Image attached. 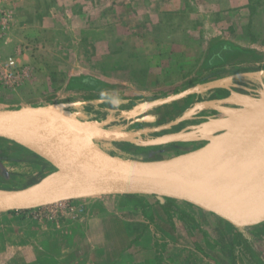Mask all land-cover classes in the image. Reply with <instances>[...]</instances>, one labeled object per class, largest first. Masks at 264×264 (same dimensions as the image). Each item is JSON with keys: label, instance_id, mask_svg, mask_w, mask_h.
I'll return each instance as SVG.
<instances>
[{"label": "rangeland", "instance_id": "rangeland-1", "mask_svg": "<svg viewBox=\"0 0 264 264\" xmlns=\"http://www.w3.org/2000/svg\"><path fill=\"white\" fill-rule=\"evenodd\" d=\"M223 43L231 49L218 47ZM217 48L218 56L207 62ZM214 84L212 90L144 108ZM263 89L264 0H0V111L56 107L88 132L91 142L130 163L151 162L167 172L195 164L210 143H182L178 133L184 125L176 123L182 113L194 102L232 92L258 98ZM75 102L83 107L81 116L68 105ZM245 123L248 127L243 121L239 129L244 124L249 135L241 128L235 133L244 132L238 138L243 142L234 139L250 146L264 121ZM103 129L127 135L103 136ZM5 141L0 194L39 182L32 164L40 157ZM45 165L43 173L57 169ZM156 199L108 195L0 212V264H112L117 258L132 264H231L233 258L236 264H264V222L236 228L176 200L184 217L178 211L165 219ZM6 221L18 231H11L13 241L2 236ZM96 234L103 250L97 249ZM238 235L244 249L232 250Z\"/></svg>", "mask_w": 264, "mask_h": 264}, {"label": "water", "instance_id": "water-1", "mask_svg": "<svg viewBox=\"0 0 264 264\" xmlns=\"http://www.w3.org/2000/svg\"><path fill=\"white\" fill-rule=\"evenodd\" d=\"M216 87V84L206 88L193 87L148 103L144 108L165 105ZM52 111L53 107L0 111V138L15 142L56 168L66 170L76 178L79 193L63 195L51 191L36 194L43 187L37 184L18 192L1 194L0 212L75 198L150 195L159 200L172 199L188 203L217 215L236 228L264 222V199L244 208L221 203L174 175L167 174L163 165L153 167L111 156L89 139L42 119Z\"/></svg>", "mask_w": 264, "mask_h": 264}, {"label": "bare ground", "instance_id": "bare-ground-1", "mask_svg": "<svg viewBox=\"0 0 264 264\" xmlns=\"http://www.w3.org/2000/svg\"><path fill=\"white\" fill-rule=\"evenodd\" d=\"M246 105V114H243L238 119L236 118V120L233 118V123L229 124L228 121L230 119H227L228 121L224 124L221 119L215 126H212L210 130H225L226 133L221 135H224V138H217L218 135L217 137L207 135V138L211 140L209 144L210 150L206 152L203 158H198L195 164L186 163L185 166L178 165L175 171H166V173L171 176L174 175L176 178L183 180L190 186L224 204L244 208L262 201L264 199V140L260 136L264 138V128L263 131H254L257 139H255L256 135L252 133L253 131L251 132L253 137H250L248 140L255 139L257 142L250 146H247L249 144L245 143L247 142L245 139L244 144L242 143L241 139L244 137V132L242 134L240 132L241 139H238L240 134L237 132L238 136H236L235 132L241 131L240 129L244 124V127H248L245 121L247 123L264 121V99L253 103V105L247 102ZM42 119L65 128L77 136L89 139L88 132L80 130L75 124V120L67 118L56 107H53L52 113L44 115ZM243 121L244 124L239 129ZM242 129L247 132H245L246 134L250 132L245 128ZM196 133L199 137L200 135L206 137L202 129H199ZM234 138L241 140L242 144ZM230 139H234L235 141H231ZM260 139L263 141H258ZM234 142L238 144L236 145ZM58 169L62 171L52 174L45 181L39 193L45 194L52 191L63 195H77L79 189L76 178L63 168L58 167ZM198 177L201 178V182L197 184L193 180Z\"/></svg>", "mask_w": 264, "mask_h": 264}, {"label": "crops", "instance_id": "crops-1", "mask_svg": "<svg viewBox=\"0 0 264 264\" xmlns=\"http://www.w3.org/2000/svg\"><path fill=\"white\" fill-rule=\"evenodd\" d=\"M235 96H237V97H235ZM263 96H264V89L261 90L260 95H259L258 98H252V97H249V96H244V95L232 92L231 94H229L228 96H225L222 99L194 102L193 104H191L192 106H190L186 111H184L182 113V115L179 117V119L176 121L177 125L178 124L184 125L183 128H182V131L180 133H178L179 134V138H181L182 143L183 142H195V141H200L201 140V141H205V145L208 146V144L210 143L209 142L210 140L207 138L208 137L207 135H209V136H213L214 135V136L217 137V135L220 136L221 134L224 133L223 130H216V131L210 130L212 128V126H215L216 123H218L221 119H222V122H224V124L229 119L231 121L229 120L228 123L229 124L231 122L233 123L234 119L236 120V118L238 119L243 114L244 115L246 114L245 112L247 110L246 109L247 108V105H246L247 102L248 103H252L251 101H258V102L262 101L264 99ZM215 101H219V102H217L218 104L215 103ZM68 105L74 106L73 109L78 112V116L82 115L81 109H83V107H81V103H76L75 102V103H70ZM241 111H243V112H241ZM236 114L238 115V117H237ZM189 116H191V119H192L191 123H189L187 121V118ZM224 116L225 117L227 116V117L225 118ZM195 120H197V121H195ZM199 129L203 130V132L206 135V137L205 136H201V135L199 137L197 135V137L191 138V135L196 133L197 131H199ZM116 133L117 134L118 133L119 134H126V133H123V131L117 130V129H113V130H108V129L105 130V129H103L102 132H101V134L103 136H109V137L111 136V134H116ZM112 138L115 139L114 137H112ZM1 144H3V145H1ZM5 144H7L5 139L0 138V148L1 149H3L2 147H5ZM34 160L37 161V159H34ZM40 161L34 162V164H32L33 167H34L33 170L36 172V174L33 177L38 179V181H39V182H37L34 185H37V184L44 185V181L47 179L48 176L54 174L56 171H59V169L57 167L56 170H52V171H50L48 173H43V171H45V168H48L45 165V163L47 165H49V166L52 163H50L49 161H47L45 159H42V158H40ZM42 162H44V163H42ZM145 164H148V163L146 162ZM165 201H166V199H164V200L156 199V204L158 205L157 207H159L162 210V213H160L161 216H163L165 219H168L169 218V214L172 213V212H175V211H167V210H165L163 208V205L165 204ZM174 205L177 207V209H179V213L181 212L180 216L184 217V213H183L184 211H182V209L177 205V203L175 201H174ZM139 207H142V204H140ZM153 212H154V217L157 220L161 221L162 217L160 215L156 214L157 213V208L153 207ZM96 218L98 219L100 217H96ZM0 222H1V220H0ZM5 225H6V227H5V229L3 228L2 236H3V238H5L6 241H13L14 234L11 231L17 232V233H18V231H17V229H16V231H14L13 230V228H14L13 226H8V225H11V223H9L8 221L5 222ZM101 228H103V225H101ZM8 230H10V232ZM144 230H145L144 233L150 234L149 231H151L152 229L150 228V226L147 227V225H145ZM98 232L103 233V231H101L100 228H97L96 233L98 234ZM86 233H87V231H86ZM97 234H96L97 249L103 250V249H101V248H103V245H104L103 244V240L98 241ZM127 234H129V235L131 234V228L129 226H128V229H127ZM232 241H233V239H232ZM5 244H6V242H5ZM193 252H194V254H198L197 250L196 251L193 250ZM191 254H193V253H191ZM115 260L116 259H114L112 261V264H125V263L126 264H132L131 260H127V261L121 260L120 261V259L117 258V261L114 262Z\"/></svg>", "mask_w": 264, "mask_h": 264}, {"label": "trees", "instance_id": "trees-1", "mask_svg": "<svg viewBox=\"0 0 264 264\" xmlns=\"http://www.w3.org/2000/svg\"><path fill=\"white\" fill-rule=\"evenodd\" d=\"M226 46L229 47L230 45L229 44H226V43H223L221 46H218V47H221V48L224 49ZM229 48L231 49V46ZM218 49H220V48L215 49L214 52L212 51V53L209 54V57H208L209 60H207V62L210 63V57H212V56L213 57H217L218 56L216 54V53H218V51H217ZM236 50L237 49H234V47H232V50L231 51L234 52ZM163 208L165 210H167V211H175V212H178L179 211V209H177V207L174 205V200H171V199H166L165 204L163 205ZM238 246H239L240 249H242V250L244 249V245L242 244V237H241V235H238L236 238L235 237L233 238V241H232V250L234 249V247H238ZM231 264H236L235 258H233Z\"/></svg>", "mask_w": 264, "mask_h": 264}, {"label": "built area", "instance_id": "built-area-1", "mask_svg": "<svg viewBox=\"0 0 264 264\" xmlns=\"http://www.w3.org/2000/svg\"><path fill=\"white\" fill-rule=\"evenodd\" d=\"M10 64H12V63H10ZM60 205H62V204H60ZM56 208H58V207L56 206Z\"/></svg>", "mask_w": 264, "mask_h": 264}]
</instances>
